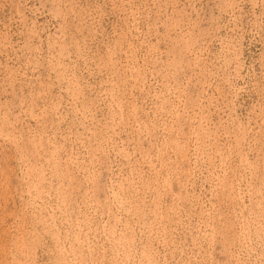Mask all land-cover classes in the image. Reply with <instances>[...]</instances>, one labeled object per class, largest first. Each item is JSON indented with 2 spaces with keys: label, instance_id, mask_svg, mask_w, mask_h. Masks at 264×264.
<instances>
[{
  "label": "rangeland",
  "instance_id": "1",
  "mask_svg": "<svg viewBox=\"0 0 264 264\" xmlns=\"http://www.w3.org/2000/svg\"><path fill=\"white\" fill-rule=\"evenodd\" d=\"M229 263L264 264V0H0V264Z\"/></svg>",
  "mask_w": 264,
  "mask_h": 264
},
{
  "label": "bare ground",
  "instance_id": "2",
  "mask_svg": "<svg viewBox=\"0 0 264 264\" xmlns=\"http://www.w3.org/2000/svg\"><path fill=\"white\" fill-rule=\"evenodd\" d=\"M197 45V44H196ZM181 57V56H180ZM182 58V57H181ZM184 172V171H183ZM181 177V176H180ZM184 186V185H183ZM228 190V189H227ZM229 193V192H228ZM227 196V195H226ZM230 264V263H229Z\"/></svg>",
  "mask_w": 264,
  "mask_h": 264
}]
</instances>
